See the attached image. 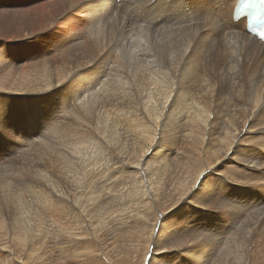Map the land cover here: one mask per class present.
Returning a JSON list of instances; mask_svg holds the SVG:
<instances>
[{
	"label": "bare ground",
	"instance_id": "bare-ground-1",
	"mask_svg": "<svg viewBox=\"0 0 264 264\" xmlns=\"http://www.w3.org/2000/svg\"><path fill=\"white\" fill-rule=\"evenodd\" d=\"M121 2L0 0V264H105L173 190L187 264H264V43L232 31L233 0H190L218 25L177 31Z\"/></svg>",
	"mask_w": 264,
	"mask_h": 264
},
{
	"label": "rangeland",
	"instance_id": "rangeland-1",
	"mask_svg": "<svg viewBox=\"0 0 264 264\" xmlns=\"http://www.w3.org/2000/svg\"><path fill=\"white\" fill-rule=\"evenodd\" d=\"M55 130H56L55 134H57L59 130L58 129H55ZM52 138H54V136ZM28 146H31V144ZM173 148L174 149L176 148V143L174 144ZM183 152H184V149H179L177 154H181ZM179 159L182 161L180 156H179ZM168 163L170 165V159L168 160ZM229 171L230 169L227 170V173H223L222 176H220L223 179V181L227 183H229V179H230ZM220 177H216L217 181L219 180ZM212 182L214 183V181ZM174 191L175 190H173L171 193L170 192L168 193V198L163 204L162 209L160 211H156V213L153 215L151 223H148L147 221H144V220H139L138 224L136 225V228L131 231H128L125 228L118 229V226L114 224V227L118 229L116 230V233L112 237L114 239L107 240V241H105L104 239L103 244H102L101 251L104 252L103 255L105 256L104 258H102L103 256L101 254V258L102 260L104 259L105 264H149V259H151V264H170V261L174 260L175 257L180 256V255H184L187 257L183 259L185 261V264H187L189 262L188 259L194 260L199 257L196 254V251L181 253L182 251H187V250L192 249V247L189 246L187 248H183V250L181 249L174 250L172 247V244L178 243L179 241L170 242V214L169 213L171 212L173 207L178 202V197H179L178 193L176 194ZM213 209L214 208H211V210ZM165 217H168V218H165ZM161 223L163 224L161 225ZM153 224L155 225L154 227H153ZM157 229L160 230L159 236H157V233H158ZM204 230L207 233L209 229L205 228ZM226 233L221 234L220 239H219L220 241L219 245L221 244L223 245L225 244L228 246L231 245L230 244L231 242H229L228 244L225 243L231 239V238L229 239V236ZM211 236L214 237L215 235L214 236L211 235ZM151 238H153L152 242H150ZM93 242L98 248V244L95 241ZM108 248L109 250L107 252ZM55 259H52V260L54 261ZM173 264H177V263L174 261Z\"/></svg>",
	"mask_w": 264,
	"mask_h": 264
},
{
	"label": "snow or ice",
	"instance_id": "snow-or-ice-1",
	"mask_svg": "<svg viewBox=\"0 0 264 264\" xmlns=\"http://www.w3.org/2000/svg\"><path fill=\"white\" fill-rule=\"evenodd\" d=\"M198 239H199V240H203V239H205V237H204V236H199ZM196 242H197L196 240L191 241L190 244H189V246H191V244H194V243H196ZM165 250H166V249H165ZM149 264H151V259H149Z\"/></svg>",
	"mask_w": 264,
	"mask_h": 264
}]
</instances>
